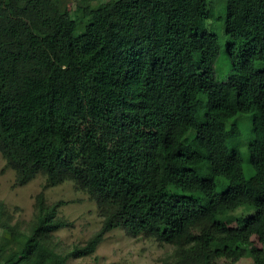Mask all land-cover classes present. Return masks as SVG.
<instances>
[{
  "label": "trees",
  "instance_id": "1",
  "mask_svg": "<svg viewBox=\"0 0 264 264\" xmlns=\"http://www.w3.org/2000/svg\"><path fill=\"white\" fill-rule=\"evenodd\" d=\"M219 12L226 43L208 28L211 0H107L83 14L0 0V152L15 184L72 180L104 214L86 244L60 252L48 236L65 225L62 201L40 193L27 230L0 217L1 264H69L119 227L173 245L176 264H264V249L248 251L253 234L264 242V0ZM239 114L260 131L249 178L229 145Z\"/></svg>",
  "mask_w": 264,
  "mask_h": 264
},
{
  "label": "rangeland",
  "instance_id": "2",
  "mask_svg": "<svg viewBox=\"0 0 264 264\" xmlns=\"http://www.w3.org/2000/svg\"><path fill=\"white\" fill-rule=\"evenodd\" d=\"M105 1L107 0H63V9L67 6L72 13L83 14L85 6H94ZM223 3L224 0H211L212 14L208 21V28L219 35L222 43H226L228 37L224 34L223 22L217 18ZM222 12L224 14V8ZM216 70L217 76L221 80L227 78L232 72L231 61L225 51L219 56ZM197 106L205 108L206 101L198 100ZM215 117L223 124L230 123L226 118ZM252 120V114H239L240 135L229 141L231 150L238 148L243 156L244 173L248 178L254 174V167L249 160L248 142L260 135V131L254 128ZM15 176V170L6 165V160L0 152V217L3 220H9L11 223L18 224L21 229L27 230L36 217L37 197L43 193L45 201L49 204L62 201L58 207V216L65 222V225L52 231L48 236L49 243L55 246L58 251L66 253L75 245L86 244L88 239L102 227L104 214L96 200L91 198L87 192L79 189L72 180L49 185L46 176L39 173L28 183L16 185ZM2 211L3 215H1ZM252 213L253 210L245 216ZM235 214H240V210ZM228 224L233 233L239 232L240 226L236 216L228 219ZM2 234L0 228V236ZM255 248L264 249V242L256 234H253L248 251L251 252ZM173 251L174 247L171 244L160 243L145 235L131 236L119 227L108 231L93 253L71 256L68 263L176 264L170 256ZM250 260V255H247L241 259L240 263H247Z\"/></svg>",
  "mask_w": 264,
  "mask_h": 264
}]
</instances>
